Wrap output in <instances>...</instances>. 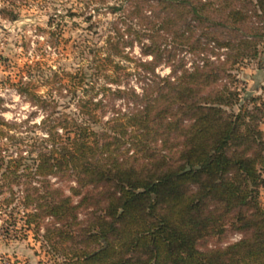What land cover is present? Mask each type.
<instances>
[{
  "label": "trees",
  "instance_id": "trees-1",
  "mask_svg": "<svg viewBox=\"0 0 264 264\" xmlns=\"http://www.w3.org/2000/svg\"><path fill=\"white\" fill-rule=\"evenodd\" d=\"M126 2L127 36L116 28L107 42L117 55L137 42L151 57L136 60L141 91L116 89L128 108L102 121L85 74L71 75L80 118L49 112L46 137L28 160L0 154V193H9L0 206L22 186L23 226L42 229L55 264H264V102L241 101L226 82L229 68L258 54L264 0ZM222 47L223 59L207 56ZM172 49L201 63H175ZM163 60L171 61L166 76L154 71ZM19 91L47 109L46 98ZM228 231L240 237L210 245Z\"/></svg>",
  "mask_w": 264,
  "mask_h": 264
},
{
  "label": "rangeland",
  "instance_id": "rangeland-1",
  "mask_svg": "<svg viewBox=\"0 0 264 264\" xmlns=\"http://www.w3.org/2000/svg\"><path fill=\"white\" fill-rule=\"evenodd\" d=\"M126 1L0 0V8L11 12L8 16L0 15V117L10 123L0 124L1 155L13 158L21 154L28 160L46 137L42 120L49 112L53 116L62 113L78 116L81 89L76 85L77 78L71 79V75L85 74L84 87L92 86L86 97L92 95L94 101L102 102L103 113L97 111L100 120H107L115 109L127 110L125 99L115 90L132 87L140 92L144 83L136 60L151 57L141 53L137 42L123 45L122 55L109 47L107 39L117 37L116 28L123 33L124 40L127 36L125 13L127 17L131 8L125 9ZM120 4L119 10L110 7ZM144 10L149 13L146 7ZM13 14L15 18L11 19ZM134 20L137 22V17ZM148 41L147 37L143 38V42ZM172 50L175 63L179 57L187 68L194 61L201 63L200 57L190 52ZM258 50L255 58L243 59L229 68L231 77L226 81L239 93L241 101L252 96L257 104L264 102V38L258 43ZM224 51L223 47L215 48V53L206 54L211 59H223ZM170 63L161 61L155 73L168 75ZM21 85L46 98L47 109L32 103L25 92L19 91ZM247 106L251 107L252 103ZM93 127L98 129L99 125ZM57 129L61 128L57 126ZM13 188L14 200L0 206V264H55L50 247L41 241L42 229L35 234L23 226L22 186L13 185ZM8 196L7 188H2L0 203ZM259 199L264 203V186L259 188ZM239 237L238 232L228 231L222 240H214L210 245H225Z\"/></svg>",
  "mask_w": 264,
  "mask_h": 264
}]
</instances>
